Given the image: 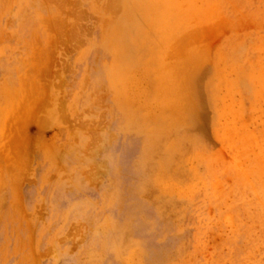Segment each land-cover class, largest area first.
<instances>
[{"label":"rangeland","instance_id":"1","mask_svg":"<svg viewBox=\"0 0 264 264\" xmlns=\"http://www.w3.org/2000/svg\"><path fill=\"white\" fill-rule=\"evenodd\" d=\"M0 264H264V0H0Z\"/></svg>","mask_w":264,"mask_h":264},{"label":"bare ground","instance_id":"2","mask_svg":"<svg viewBox=\"0 0 264 264\" xmlns=\"http://www.w3.org/2000/svg\"><path fill=\"white\" fill-rule=\"evenodd\" d=\"M46 107V106H45Z\"/></svg>","mask_w":264,"mask_h":264}]
</instances>
